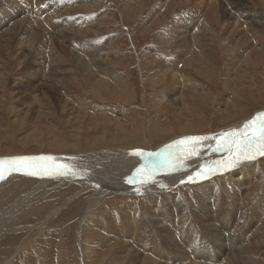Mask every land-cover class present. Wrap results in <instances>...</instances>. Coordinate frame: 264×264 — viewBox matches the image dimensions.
I'll list each match as a JSON object with an SVG mask.
<instances>
[{
  "label": "bare ground",
  "instance_id": "obj_1",
  "mask_svg": "<svg viewBox=\"0 0 264 264\" xmlns=\"http://www.w3.org/2000/svg\"><path fill=\"white\" fill-rule=\"evenodd\" d=\"M26 1L37 6L39 12H41L45 6L48 8L57 7V3L52 2L53 0ZM246 1L247 0L154 1L155 5L152 6L153 10H151V8L149 10L150 16L156 15V13H158L157 11L162 12L164 8L167 14L160 15L165 18L169 16L170 20L167 26H164L162 29L157 27L158 25H162V19L160 18L156 20V23L154 22L151 24V31L148 28H144V31L149 30L148 35L150 36L151 33H154V29H159L161 33L160 37H162L158 41L160 48L157 47V49H153L152 52L150 51L151 54L148 52L145 54V58L151 62H155L157 61L156 59H158L156 69L159 73L158 79H162L165 83V87L162 89V94L165 97L172 96V100L177 101V96L175 97V95L177 94V88L180 89V85H182L183 88L185 85H190L193 88L198 86L197 82L187 76L189 74H185V69L195 64V66L199 65L206 70L209 68V64H205L206 61H210L209 63L212 65L213 62L209 58L205 50L206 45L203 42L205 38L213 42L215 37L219 35V30L222 31L224 39L226 38L228 40V48H235L239 45V42H233V35L235 37H240L244 41H247L250 36L257 35L252 38L255 40L254 45L256 47L252 46V51L248 53L250 56L248 57V61L250 62L256 55H260L259 50L256 48H263V46L260 45L263 38L259 39V37L261 35L260 30H264V14L253 9H249L245 12V9L242 8V3ZM4 2H9V4L13 2L17 4L19 0H0V5ZM66 2L67 0H65V3ZM81 2L86 12L88 10L89 13H94L98 10L97 3L94 2V0H82ZM117 2L118 0H116V3ZM120 2L124 16L130 17L132 21H134L135 18L133 17L135 16L130 14L138 11V13L142 15L147 3L151 1L120 0ZM17 6L20 7L19 4ZM61 6L70 7L69 4H63ZM176 8H179L177 13L174 12ZM2 9H0V26L2 30L0 36V39H2L0 40V51L5 53V57L0 61V71H3L2 74H0V84L5 85L2 83V80L7 82L8 79L13 77L17 78L23 76V79L26 81H28V78H31L32 75H35V77H42V80H40V78L37 80L36 85L20 83L22 84L21 88L23 89V93H25L24 97L21 95L23 101L32 98L30 95L37 91L43 95L47 94L50 97L45 98V101H41L42 103L35 101V98L33 100L30 99L28 104L30 103L31 109L36 105L39 106L44 103L47 105L48 109L52 107L56 108L59 110V114H62L66 107L65 104L62 103L61 94L69 93L67 92L69 85L66 80L68 77L72 76L71 74H75L74 76H76V78H80L83 81V85L86 84V86H84L92 91L88 93H93L94 97L97 96L101 101H105L106 99L115 100V95H117L115 90L119 92V97L116 98V101L122 100L124 102L126 98L129 97V87L127 83L117 80L115 74L109 70H105L104 63L100 61V58L104 55V57L109 59L110 63L118 62L117 59L119 57H113L111 40H109L110 42L108 43L110 48L105 49V51L104 49L102 50L101 47H99L101 34L97 32L96 29L93 30V20H91V22L85 19V21L83 19H78V17L71 20L68 17V15L75 17V6L59 14L52 9H48L39 22L36 21L38 19L36 15L33 16L36 20L31 22V19L28 21L25 17L21 18V16L17 15V9L13 10L9 6H4ZM2 13L6 16L3 17ZM199 14L201 15V19H196ZM195 15L196 17H194ZM239 20L242 22H239ZM64 23H66L65 26ZM190 23L197 25L193 33L186 28ZM179 25L180 28L183 27L184 30L181 28L182 31L176 33L175 29H177V27L179 28ZM197 30L199 31L198 36L195 34ZM190 35L192 36L191 38H189ZM2 37H5V39ZM63 42H69V46H71L74 51L72 49L70 51L68 49L67 51ZM82 42H85L87 51H85L86 53L84 54H82L83 52L79 54L75 48L83 44ZM224 45V43L220 44V46ZM162 46H166V49L172 51L165 50ZM8 49L11 51L9 54L6 53ZM162 52H170L172 54L171 56L179 58L186 57L183 60L180 59L183 63L182 69L180 70L174 67L173 64L169 62H167V65L165 63L161 64L160 60L163 58L161 57ZM239 57L237 56L236 60H239ZM37 59L42 60V65L45 69H37L38 72L35 70V73L31 76L30 74L27 75L29 73L28 70L35 64V61L37 62ZM73 71L74 73H72ZM24 75H27V77ZM34 79L35 78L30 80L34 81ZM14 80L16 81V79ZM175 82H178L179 86H177L178 83H176V85ZM2 87L4 86H1V88ZM41 116L40 113H37V120L40 119ZM254 118H252V120ZM118 128V134H115V138L113 140H106L105 137L102 136L89 138V134L92 133V131L89 130L93 128L89 127L87 130H81L79 127V132L76 133L77 136H72V138L68 136L64 138L71 139L74 141L73 144L57 147L59 150L61 147L74 150L71 152L72 155L59 156L57 154L55 156H34L54 158V160L51 161L32 162L33 164H39V167L35 170L41 174L27 175L24 174L23 171H13L9 174L7 166L5 167V178L0 180V264H10L15 258H18L21 253L23 254L26 248L31 247L42 228L46 224L51 223L56 212L64 205L72 204L70 212L81 214L79 220L82 224V221L87 219L99 205L103 204H101V202L104 201L105 198L113 194H115V196L112 197L116 198L121 193H136L135 188L138 184L135 182L128 183V180L134 176L137 179L139 178L140 174L136 173L137 168L145 172L154 169L155 179L159 181V185H149L146 189H143L144 195L147 196L145 202L143 201L144 207L146 208L144 213H137L135 210L131 209L130 206H127L119 211L116 216L108 215L111 222L109 221L108 228L106 226L100 230L102 231L100 234L102 233V235L104 234L105 236L103 235L102 237V243H100V245L98 244L101 250L105 249V253L109 257L106 264H200L198 260L202 259V257H207V259L204 258V262L209 264H259L252 261V258L247 260L243 257L248 254L254 256L257 250L253 251L254 249L252 250L249 246L245 249H239L236 248V245L233 246H236L235 249L233 248L229 251L231 257L228 256L225 257L223 261L220 259L219 262L215 261L211 263L214 260L211 261L212 259L209 258L211 255L208 254L207 246L206 248L203 246L196 232L197 230L193 228L189 231L185 228L188 223L187 218L193 216L192 214L194 213L196 218H192L193 220L198 219V224L201 225L199 226L201 229L200 231L207 236L209 235L208 237L211 240L213 239L212 241L216 244L221 245L226 236L213 227L212 222L207 223L201 218V215L209 213L211 208L216 207L217 208L213 212V218L216 219V217H218L216 213L220 209L221 195H219L220 190L218 191L217 185L206 186L202 189L198 188L194 190L193 200L196 202L195 206H200V209L197 207V210H191L189 204H184L181 199L178 200L172 190L169 191L171 187L175 186L176 183H181V181L193 182L189 180L190 176L193 177L195 182L209 177H196V172L200 171L202 166H206L205 171H207V169H212L213 174L226 171L222 169H224V162L232 159L229 154L221 157V161L217 163L214 161L216 164H213L214 162H211V158H209L210 154L213 156L217 153L214 149L218 147L217 140L221 138V135L213 136L215 139L201 142L197 148L198 154L196 157L183 159L180 158V149H182L183 146L182 148L177 146L176 149L171 150L170 154L164 153L163 149H157L163 146V144V147L171 144L172 139L175 138V136L169 134L170 132H167L165 127L161 124L148 123L147 125L141 120L140 124H135L130 127L120 126ZM242 131L243 126L236 125L235 132ZM189 132L190 131L187 129H180L179 134H183L184 136ZM83 135L85 137L84 140L82 139ZM130 148H143L149 149L150 151H155L157 149V153L161 155L157 158V153L151 154L149 152L143 153V158H141L130 155L128 151ZM200 152L203 153L201 157L199 156ZM207 153H209V155ZM257 156L258 155H256V157ZM5 160H7V158H5ZM190 161L191 163L189 164L188 162ZM250 161H245L240 165L249 163ZM60 165H68L75 168L77 170L76 175H60L59 173L64 170ZM251 169L253 168L248 167L245 169L247 172L243 175H245V177L247 175L250 176L249 173L252 172ZM239 173L242 174L243 172ZM51 174L53 175L51 176ZM28 176L38 178L37 184L35 183L36 185H32L33 182H30L31 180L29 178L28 181L25 180ZM51 179L59 180V185L57 187H48ZM75 185L78 187L74 188ZM160 185H163V187ZM226 191L235 198L232 200L231 195V198L227 197L228 195L226 196V211H229L227 214V219L229 221L227 220L226 222H231L235 215H238V220L240 221V214H238L239 212L237 211L236 205V200L240 195L233 190ZM236 191H239V189ZM74 199L77 200L74 201ZM202 209H204V214H201ZM187 211L193 213L189 214ZM111 223H113L114 226L110 225ZM234 226H237V222L234 223ZM82 227L83 226L78 227V232H76L75 249L81 260V264H84ZM69 228L71 229V227ZM238 230L239 228H237L235 232ZM175 237H177L176 239H178L179 244L182 246L179 247L176 244L173 239ZM230 238L227 237L225 239L226 244L223 242L224 249H226L225 246H228L227 243L230 242ZM138 242H143L148 245V250H145L143 253L142 250L138 249L135 245ZM181 248L186 249V251L189 250L191 253L187 254V257H185V252H183ZM167 250L173 253L169 257L166 255ZM236 251L237 256L235 253ZM91 255L93 256V254ZM106 257L107 256H104L103 259L106 260Z\"/></svg>",
  "mask_w": 264,
  "mask_h": 264
},
{
  "label": "rangeland",
  "instance_id": "obj_2",
  "mask_svg": "<svg viewBox=\"0 0 264 264\" xmlns=\"http://www.w3.org/2000/svg\"><path fill=\"white\" fill-rule=\"evenodd\" d=\"M81 1L82 0H67L65 3V0H53L52 2L57 3V7L48 8L45 6L42 11L40 9L41 12H39L37 6L34 4L29 3L26 0H19V3L17 4H14L13 2H10V4L9 2H4L0 5V9L4 6H9L13 10L17 9L16 13L21 16V18L25 17L28 21L31 19V22H33V20H36L33 16L36 15L38 17L36 21L39 22L48 9H52L59 14L65 12L66 9L72 8V6H75V17L69 15L68 17L71 20L76 19V17L81 20H93V22L91 21L94 26L93 30L96 29L97 32H100L101 34L99 47H101L102 50L104 49L105 51V49L110 48L108 43L110 42L109 40H111L113 57H119L117 59L118 62L110 63L109 59L104 57V55H102L103 57L100 58V61L104 63L105 70H109L115 74L117 80L127 83L129 87V97L126 98L124 102L122 100L116 101V98L119 97V92L115 90L117 93V95H115V100L112 101L106 99L105 101H101L97 96L94 97L93 93H88L92 91L85 87L86 84H84L85 86L83 85V81L80 78H76V76H74L75 74H71L72 76L68 77L66 80L69 85L67 88V92L69 93H67L68 95L65 93L61 94L62 103L65 104L66 107L62 114H59V110L56 108L52 107L48 109L47 105L44 103L39 106L35 104L36 106L31 109L32 107H30V103L28 104L30 99L33 100L35 98V101L41 102L45 101V98H50L47 94L43 95L37 91L30 95L32 98L23 101L22 97H24L25 93H23V89L21 88L22 84L20 83L36 85L39 78L40 80L43 79L39 74V77L32 75L35 73V70L38 72L39 69H45L42 65V60L37 59V62L35 61V64H33L31 69L28 70L29 73L27 75H32L31 78H28V81L24 80L23 76H19L17 78L13 77L8 79L7 82L2 80V83L5 85L0 84V159H8L15 156L34 157L39 155L55 156L57 154L59 156L72 155L71 152L74 150L62 147L59 150L57 147L73 144L74 141L64 138L68 136L71 138L72 136H77L76 133L79 132V127L81 130H87L89 127L93 128L89 130L92 131V133L89 134V138L102 136L105 137L106 140H113L115 134H118V127H130L135 124H140L142 120V122L147 125L148 123H157L164 126L165 130L170 132L169 134L175 136V138L172 139L173 143L176 139L179 140L184 137L219 136L223 134V132H235L236 125L244 126L245 123L251 121L256 115L264 113V30H260L261 35L259 37V39L263 38L260 43L263 48H256L259 50L260 55H256V57L250 62L248 61V57H250L248 53L252 51V46H255V40L252 38L257 35L250 36L247 41L233 35V42H239V45L235 48H228V40L226 38L224 39L222 31L220 30L218 31L219 35L215 37L213 42L205 38L203 43H205V50L213 62L212 65L209 63L210 61H206L205 64H209V68L206 70L199 65L195 66V64L187 67V69H185V74H189L187 76L197 82L198 86L193 88L190 85H185L183 88L182 85H180V89L177 88V94L175 95V97L177 96V101H173L172 96L165 97L162 94V89H164L165 83L162 79H158L159 73L156 69L158 59H156L157 61L155 62H151L145 58V54L148 52L151 54L153 49L155 50L157 47L160 48L158 41L162 37H160L161 33L159 32V29H154V33H151V36L148 35V31L152 28L151 24L154 22L156 23L158 18L162 19V25H158L157 27L162 29L164 26H167L170 20L169 16L165 18L160 15L167 14L165 9L163 8L162 12L160 11L161 13L157 11L159 14L156 13V15L151 17L149 10L150 8L153 10L152 6L155 5V0H150L151 2H148L150 4L147 3L142 15H140L138 11L130 14L135 16L133 17L135 20L132 21L130 17L124 16L120 0H118L117 3L116 0H94V2L97 3L98 9L94 13H89L88 10L86 12ZM18 4L20 7L17 6ZM63 4H69L70 7L61 6ZM242 4V8L245 9V12L249 9H253L264 14V0H247ZM177 11H179V8L174 10L176 13ZM2 15L3 17L6 16L3 13ZM194 17H196V15ZM196 19H201V15H197ZM242 19L245 20L244 18ZM239 22L242 21L239 20ZM65 24L66 23H64V26ZM196 26V24L190 23L186 28L193 33ZM144 28H148L149 30L144 31ZM181 28L184 30L183 27ZM181 28L179 25V28L177 27L178 31L175 29L176 33L182 31ZM1 31L0 26V36ZM195 34L198 36L199 31L197 30ZM191 37L192 36L190 35L189 38ZM2 38L5 39V37ZM82 43L83 44L78 45L75 48L79 54L82 52V54H84L86 53L85 51H87L85 42ZM221 43H224L225 45L220 46ZM63 45L66 47L67 51L68 49L69 51L72 49L71 46H69V42H63ZM162 48L170 50L166 49V46H162ZM10 52L11 51L8 49L6 53L9 54ZM171 55L170 52H162L161 57L163 58H160L161 60L159 59L161 64L165 63L167 65V62H169L172 63L174 67L181 70L183 63L180 59L183 60L186 57L179 58ZM237 56H240L239 60H236ZM4 57L5 53L0 51V61ZM2 72L0 71V74H2ZM72 73H74V71ZM27 75L24 76L27 77ZM33 78H35L34 81H31L30 79ZM14 79H16V81ZM176 83L178 82H175V84ZM1 86L4 87L1 88ZM177 86H179V83ZM37 113L42 115L38 120L36 118ZM180 129H187L190 132L183 136V134H179ZM84 138L83 135L82 139L84 140ZM221 138H219V140ZM163 146H160L157 149L162 150L165 148ZM180 148H182V146H180ZM157 149L155 151H150L149 149L143 148H130L128 151L142 150L143 153L150 152L151 154H156L158 152ZM214 150L217 153L213 156L210 154L209 158H211V162L215 161L217 163L221 161V157L228 154L222 146H218ZM197 154L192 157H196ZM202 154L203 153L200 152L199 156L201 157ZM207 154L209 155V153ZM215 162L213 164H216ZM250 162L213 174L199 182L185 181L183 183H176L175 186L169 189V191L172 190L174 192L178 200L181 199L184 204H189L191 210L200 209V206H195L196 202L193 200L194 190L198 188L202 189L211 185H217L218 191L220 190L219 195H221L220 200L222 203L220 202V209L216 213L218 217H216V219L213 218V212L217 208L216 207L211 208L209 213H205L204 209H202L203 211L201 210V214L205 213V215H201V218L207 223L212 222L213 227L218 229L221 234L226 236V238L231 237L229 239L230 242L227 240L228 246H225L226 249L223 248V245L226 244V238L223 239L221 245L212 241L213 239L211 240L208 237L209 235L207 236L200 231L201 229L199 226L201 225L198 224V219L193 220L196 216L193 212V214L188 212L189 210L187 213H191L193 216L187 218L188 223L185 227L189 231L193 228L197 230L196 232L198 233L203 246L205 248L207 246L208 254L211 255L209 258L212 259L211 261L214 260L211 263H214L215 261L219 262L220 259L223 261L225 257L228 256L231 257L229 251L233 248L235 249L236 246V248L239 249H245L249 246L252 250L254 249L253 251L257 250V252H255L254 256L248 254L243 257L247 260L252 258V261L264 264V156L258 155ZM188 163L190 164L191 161ZM248 167L253 169H251L252 172L249 173L250 176L247 175L245 177L243 174L247 172L245 169ZM239 172L243 173L240 174ZM52 175L53 174H51V176ZM26 178L27 179L25 180L28 181L29 178L31 180L30 182H33L32 185H36V182H38V178L34 176H28ZM58 182L59 180L57 179H51L48 187H57L59 185ZM76 187L78 186L75 185L74 188ZM238 189L239 191H236ZM226 190H233L240 195L236 200L237 211L239 212L237 213L240 214V221L238 220V215H235L231 222H226L228 220L227 214L229 213V211H226V199L227 197H232V195L227 193ZM112 196L114 197L115 194L105 198L104 201L101 202V204H103L99 205L87 219L82 221V224L79 220L81 214L70 212L72 204H66L61 207L53 217V220L50 223L51 225L46 224L32 246L26 248V251L19 255L20 258H15L10 264H81V260L75 249L76 232H78V227L80 226H83V263L106 264L109 257L106 255L105 249L101 250L99 245L102 243V237L104 235H102V233L100 234V232H102L100 230L106 226L108 228V224L111 222L108 215L116 216L119 211L127 206H130L131 209L135 210L137 213H144L146 209L144 207V202L145 199H147V196L144 194L137 195V193H121L116 198H113ZM233 198L234 197L231 199L233 200ZM75 200L77 199H74V201ZM192 222L197 223L193 224ZM236 222L237 226H234V223ZM110 225H113V223ZM69 227H71V229ZM237 228H239V230L235 232ZM176 238L177 237L173 238L176 244L179 247L182 246ZM135 245L138 249H141L143 253L145 250H148V245L143 242H138ZM234 245L236 246L233 247ZM181 250L185 252V257H187V254L191 253L184 248H181ZM90 253L93 254V256ZM235 253L237 256V251ZM172 254V251L167 250L166 255H168V257ZM104 256H107L106 260L103 259ZM204 258L207 259V257H202V259L198 260L199 263L209 264L204 262Z\"/></svg>",
  "mask_w": 264,
  "mask_h": 264
},
{
  "label": "snow or ice",
  "instance_id": "obj_3",
  "mask_svg": "<svg viewBox=\"0 0 264 264\" xmlns=\"http://www.w3.org/2000/svg\"><path fill=\"white\" fill-rule=\"evenodd\" d=\"M221 139L217 140V145L224 147L225 151L232 157L231 160L224 162V169L227 170L239 166L245 161L255 159L256 155L264 156V113L258 114L253 120L247 122L243 126L242 132H227L221 134ZM215 139L213 136H190L184 137L173 143L166 145L163 149L164 153H169L171 150L176 149L177 146H183L180 149L181 157L183 159L190 158L197 154V148L201 142ZM130 155L143 158L142 150H133ZM157 158L160 157V153H157ZM171 158V157H169ZM53 157H12L0 159V180H3L4 170L7 166L8 173L13 171H23L27 175L41 174L35 169L39 167V164H33L32 162L51 161ZM64 170L60 172V175H76L77 170L68 165H60ZM206 166H202L201 170L196 172V177H205L213 174L212 169H207ZM136 173L140 176L137 179L135 176L129 178L128 183H137L135 188L137 195H143V189H146L149 185H159V181L155 179V171H143L140 168L136 169ZM190 181H193V177H189ZM183 183V181H181ZM163 187V185H160Z\"/></svg>",
  "mask_w": 264,
  "mask_h": 264
}]
</instances>
